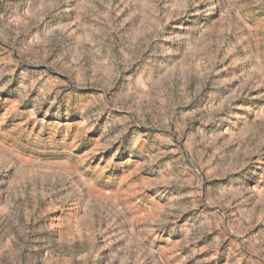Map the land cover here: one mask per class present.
Wrapping results in <instances>:
<instances>
[{
    "label": "rangeland",
    "instance_id": "obj_1",
    "mask_svg": "<svg viewBox=\"0 0 264 264\" xmlns=\"http://www.w3.org/2000/svg\"><path fill=\"white\" fill-rule=\"evenodd\" d=\"M0 264H264V0H0Z\"/></svg>",
    "mask_w": 264,
    "mask_h": 264
}]
</instances>
